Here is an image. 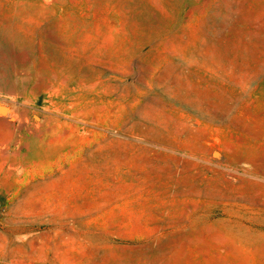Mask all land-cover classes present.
Here are the masks:
<instances>
[{
    "label": "rangeland",
    "instance_id": "obj_1",
    "mask_svg": "<svg viewBox=\"0 0 264 264\" xmlns=\"http://www.w3.org/2000/svg\"><path fill=\"white\" fill-rule=\"evenodd\" d=\"M0 264H264V0H0Z\"/></svg>",
    "mask_w": 264,
    "mask_h": 264
},
{
    "label": "water",
    "instance_id": "obj_2",
    "mask_svg": "<svg viewBox=\"0 0 264 264\" xmlns=\"http://www.w3.org/2000/svg\"><path fill=\"white\" fill-rule=\"evenodd\" d=\"M7 113V108L0 106V115H5Z\"/></svg>",
    "mask_w": 264,
    "mask_h": 264
}]
</instances>
